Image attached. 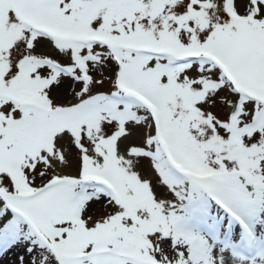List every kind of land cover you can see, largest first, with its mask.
Returning a JSON list of instances; mask_svg holds the SVG:
<instances>
[{
	"label": "snow or ice",
	"instance_id": "obj_1",
	"mask_svg": "<svg viewBox=\"0 0 264 264\" xmlns=\"http://www.w3.org/2000/svg\"><path fill=\"white\" fill-rule=\"evenodd\" d=\"M0 264H264V0H0Z\"/></svg>",
	"mask_w": 264,
	"mask_h": 264
}]
</instances>
